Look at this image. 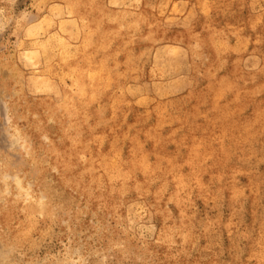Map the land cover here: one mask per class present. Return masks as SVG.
I'll return each mask as SVG.
<instances>
[{
  "label": "rangeland",
  "instance_id": "1",
  "mask_svg": "<svg viewBox=\"0 0 264 264\" xmlns=\"http://www.w3.org/2000/svg\"><path fill=\"white\" fill-rule=\"evenodd\" d=\"M0 264H264V0H0Z\"/></svg>",
  "mask_w": 264,
  "mask_h": 264
},
{
  "label": "bare ground",
  "instance_id": "2",
  "mask_svg": "<svg viewBox=\"0 0 264 264\" xmlns=\"http://www.w3.org/2000/svg\"><path fill=\"white\" fill-rule=\"evenodd\" d=\"M78 1V0H77ZM81 1V0H80ZM83 1V0H82ZM85 1V0H84ZM82 6V5H81ZM78 7V6H77ZM77 9V8H76ZM81 9V8H80ZM87 10V9H86ZM85 11V10H84ZM107 14V13H106ZM112 14V13H111ZM110 14V15H111ZM102 15V14H101ZM108 16H109V14H108ZM100 21V20H99ZM103 21V20H102ZM101 21V22H102ZM97 23V22H96ZM95 23V24H96ZM100 23V22H99ZM148 23V22H147ZM101 24V23H100ZM149 25V24H148ZM89 27H90V25H89ZM98 29H99V27H98ZM105 30V29H104ZM96 35V34H95ZM98 38V37H97ZM131 38V37H130ZM95 39V38H94ZM106 39V38H105ZM102 40V39H101ZM96 41V40H95ZM104 41V40H103ZM85 42H87V43H91V40L90 39H88V40H86ZM89 48V47H88ZM87 48V49H88ZM68 49V48H67ZM79 49V48H78ZM86 50V49H85ZM93 50V49H92ZM89 52V51H88ZM84 56H86V55H84ZM81 58H83V57H81ZM96 82V81H95ZM213 90H216V89H213ZM218 91V90H217ZM213 93V92H212ZM211 93V94H212ZM220 93V92H219ZM218 93V94H219ZM88 96V95H87ZM212 96L213 97H215V95H213L212 94ZM64 98V97H63ZM69 101V100H68ZM71 101V100H70ZM63 102V101H62ZM68 104V103H67ZM63 105H64V103H63ZM62 109H63V107H62ZM64 113V112H63ZM66 113V112H65ZM251 122V121H250ZM252 123V122H251ZM250 127V126H249ZM250 132V131H249ZM69 135V134H68ZM206 136H208V134L206 135ZM155 138V137H154ZM195 138V137H194ZM196 139V138H195ZM193 140V139H192ZM206 140V139H205ZM67 141V140H66ZM68 142V141H67ZM67 142H65V143H62L61 144V146H60V155L58 156V158H56L55 159V162H58L59 161V163L61 162L62 164H64L65 166H67L68 165V153H78V151H79V148H77V147H74L73 148V151L72 150H70L69 148H67V146H68V143ZM77 142V141H76ZM75 141H74V143H76ZM202 142H203V140H202ZM72 143V142H71ZM74 143L72 144V146L74 145ZM196 143V142H195ZM189 144H190V142H189ZM205 144V143H204ZM196 145V144H195ZM200 145V144H199ZM71 146V147H72ZM192 147H194L193 145H191ZM191 148V147H190ZM195 148H196V146H195ZM207 149V148H206ZM199 150V149H198ZM198 150H196V151H198ZM190 151V150H189ZM195 151V150H194ZM65 153L66 154V157L65 156H63L62 157V153ZM204 152H205V150H204ZM203 153V152H202ZM209 153V152H208ZM79 154V153H78ZM192 154V153H191ZM199 154H201V153H199ZM161 155V154H160ZM194 155L196 156V153H194ZM141 156V155H140ZM159 156V155H158ZM56 157V156H55ZM98 157V156H97ZM166 157V156H165ZM162 158V157H161ZM194 158H196V157H194ZM94 159V158H93ZM92 159V160H93ZM138 159V158H137ZM162 159H165L164 157L162 158ZM166 159H167V157H166ZM85 160V159H84ZM135 160V159H134ZM168 160V159H167ZM166 160V161H167ZM186 160V159H185ZM116 161V160H115ZM190 161V160H189ZM99 162V161H98ZM97 162V164H99ZM103 162V161H102ZM109 162V161H108ZM137 162V161H136ZM187 162V161H186ZM191 162V161H190ZM193 162V161H192ZM195 163V162H194ZM197 163H199V162H197ZM90 164V163H89ZM106 164V163H105ZM105 164H102V165H105ZM109 164V163H108ZM146 164V163H145ZM91 166V165H90ZM156 166V165H155ZM170 166V165H169ZM171 166H174L173 164L171 165ZM170 166V167H171ZM192 166H194V165H192ZM197 166H198V164H197ZM103 166H101V168H102ZM154 167V166H153ZM91 168V167H90ZM150 168V167H149ZM165 168V167H164ZM95 169V168H94ZM154 169V168H153ZM156 169H158V168H156ZM155 169V170H156ZM171 169H172V167H171ZM88 170V169H87ZM99 170V169H98ZM170 170V169H169ZM199 170V169H198ZM149 171V170H148ZM175 171V170H174ZM173 171V172H174ZM107 172H109L108 170H107ZM154 173H156V172H154ZM161 173V172H160ZM194 173V172H193ZM196 174V173H195ZM153 177H154V175H153ZM86 178V177H85ZM163 178V177H162ZM90 179V178H89ZM92 180V179H91ZM68 182V181H67ZM95 183V182H94ZM89 184V183H88ZM91 184V183H90ZM95 188H96V186H95ZM101 188V187H100ZM22 188H21V185H20V183L19 182H17L16 183V185L14 186V187H12V189H11V191H12V193H11V195L12 196H15L16 195V192L18 191H20ZM90 189V188H89ZM94 189V188H93ZM17 190V191H16ZM100 190V189H99ZM103 190V189H102ZM93 191H95V190H93ZM91 194V193H90ZM16 197V196H15ZM14 198V197H13ZM106 198V197H105ZM17 200H20V199H17ZM13 201H15V200H13ZM16 202V201H15ZM260 255V254H259Z\"/></svg>",
  "mask_w": 264,
  "mask_h": 264
}]
</instances>
